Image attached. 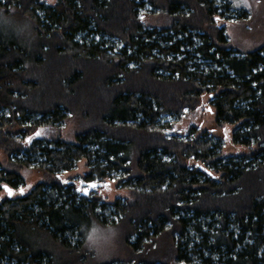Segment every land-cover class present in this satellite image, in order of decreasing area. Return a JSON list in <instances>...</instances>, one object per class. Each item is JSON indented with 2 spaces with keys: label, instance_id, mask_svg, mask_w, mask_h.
I'll list each match as a JSON object with an SVG mask.
<instances>
[{
  "label": "trees",
  "instance_id": "obj_1",
  "mask_svg": "<svg viewBox=\"0 0 264 264\" xmlns=\"http://www.w3.org/2000/svg\"><path fill=\"white\" fill-rule=\"evenodd\" d=\"M145 7L165 12L167 26L147 25ZM219 7L0 0L35 36L0 33V182L22 185L21 166L44 177L0 200V264H264V42L232 46L216 23L230 0ZM203 93L214 127L231 125L244 152L222 155V136L160 122L196 109ZM70 117L72 137L43 135ZM79 159L87 182L116 179L126 197L85 196L60 178ZM93 222L120 229L110 260L83 245Z\"/></svg>",
  "mask_w": 264,
  "mask_h": 264
},
{
  "label": "rangeland",
  "instance_id": "obj_2",
  "mask_svg": "<svg viewBox=\"0 0 264 264\" xmlns=\"http://www.w3.org/2000/svg\"><path fill=\"white\" fill-rule=\"evenodd\" d=\"M44 4H51L55 0H41ZM217 5L220 6L218 10H222L223 4L226 3V0H216ZM231 8L228 11H225L224 14L216 19V23L223 24L225 26V33L230 40L232 46L241 49H250L258 46L262 42H264V0H230ZM247 5L245 7L244 5ZM235 5H239L238 7ZM150 7H145L143 11L141 10L140 15L143 17V21L147 22V25L156 26L158 28L167 26L169 22L168 15L161 11L155 10V12H149ZM243 11V13H242ZM241 16H240V15ZM17 15V14H16ZM19 17V15H17ZM22 18V16H20ZM106 44L104 47L116 46V40L112 37L109 38L107 36L104 37ZM211 104L209 102V96L206 93H203L198 101V106L194 110H188L185 108L180 115V117H175L174 115L164 114L161 115L160 122H167L170 124V130L181 132L186 134L189 132L191 127H196L197 129H205L208 130L209 133L215 136H222V155H231L238 154L245 151V148L239 145H234L230 139V133L232 130L231 125H223L220 128H216L213 125V113L210 109ZM74 125H76V119L74 117H70L63 124L59 125L56 128L45 129L43 130V135L51 138L52 136L61 135L70 138L74 133ZM202 131V130H200ZM0 152V162L4 163L5 155ZM87 166L84 159H79L75 162V166L68 170H63L60 173V178L67 179L70 182L76 184L77 187H87V181L84 179V174L87 172ZM21 178L24 179L22 185L18 187H13L8 183L0 182V200L7 196V193L4 191L2 185L7 184L14 190L15 197L21 193H19L18 189L23 187L25 189L24 192L31 189L33 185H35L38 181L42 180L43 173L37 167L31 166H21L19 168ZM80 181H84L83 185L80 184ZM94 182H98L96 180H91ZM116 179H107L104 180L103 183L96 188H89V192L96 191L102 199L106 202L113 201L114 198L118 196H125L127 194V189L119 188L116 186ZM105 183L109 184V189H105L103 185ZM11 197V196H10ZM109 218H113V214L107 212L105 213ZM115 220L118 219V216L114 217ZM119 243V242H118ZM117 243V247H118ZM116 247L115 251L110 252L104 257H95L98 259L109 257L107 260L116 256L118 254V248ZM115 258V257H114Z\"/></svg>",
  "mask_w": 264,
  "mask_h": 264
},
{
  "label": "clouds",
  "instance_id": "obj_3",
  "mask_svg": "<svg viewBox=\"0 0 264 264\" xmlns=\"http://www.w3.org/2000/svg\"><path fill=\"white\" fill-rule=\"evenodd\" d=\"M9 32L25 43L35 39L33 23L30 19L18 17L14 11L0 10V33ZM82 231L84 232L83 245L97 257H104L115 251L120 237L118 226L93 222L82 226Z\"/></svg>",
  "mask_w": 264,
  "mask_h": 264
},
{
  "label": "snow or ice",
  "instance_id": "obj_4",
  "mask_svg": "<svg viewBox=\"0 0 264 264\" xmlns=\"http://www.w3.org/2000/svg\"><path fill=\"white\" fill-rule=\"evenodd\" d=\"M235 6L238 7L239 5H235ZM244 6L247 7L246 4ZM141 19H143V17H141ZM217 20H219V17H217ZM41 134H42V130L41 131H37L35 133L36 136H40ZM31 140H32V137H29L27 142H30ZM63 182L64 183H68V181H66V180L63 181ZM84 183H85L84 181H80V184L81 185H83ZM97 186H98L97 182H94L93 181V182L89 183L87 187H77L76 188V191L82 192L85 196H87L89 194V191H88L89 188H96ZM103 187L105 189H109V184L108 183H105L103 185ZM3 188H4L5 192L7 193V195L9 197L12 196V195H14V190L12 188H9L7 185H4ZM18 191H19V193L23 194L24 191H25V189L23 187H21V188L18 189Z\"/></svg>",
  "mask_w": 264,
  "mask_h": 264
},
{
  "label": "water",
  "instance_id": "obj_5",
  "mask_svg": "<svg viewBox=\"0 0 264 264\" xmlns=\"http://www.w3.org/2000/svg\"><path fill=\"white\" fill-rule=\"evenodd\" d=\"M92 182H93V181H92ZM89 183H91V181H90V182H87V185H88ZM97 184H98V186L101 185L100 182H97ZM4 185H7V184H3L2 187H3ZM7 186H8L9 188H12V187H10L9 185H7ZM3 189H4V188H3ZM12 189H13V188H12ZM4 191H5V190H4ZM7 196H8V195H7Z\"/></svg>",
  "mask_w": 264,
  "mask_h": 264
}]
</instances>
